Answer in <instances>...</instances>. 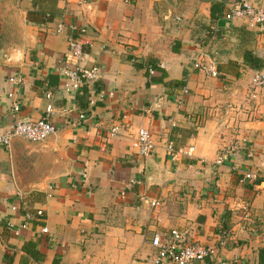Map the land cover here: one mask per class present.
I'll use <instances>...</instances> for the list:
<instances>
[{"label": "crops", "instance_id": "obj_1", "mask_svg": "<svg viewBox=\"0 0 264 264\" xmlns=\"http://www.w3.org/2000/svg\"><path fill=\"white\" fill-rule=\"evenodd\" d=\"M246 1L264 8V0ZM237 3L0 0V132L16 118L40 119L48 101L58 128L41 142L13 136L0 144V264H20L29 239L42 254L32 264H152V237L169 238L172 228L182 233L178 245L214 244L227 264H256L264 246V86L251 89L259 70L243 56L264 59V28L232 17ZM213 4L222 9L216 20ZM70 36L82 37L84 63L101 75L66 92L60 68L76 61ZM199 56L213 58L219 76L195 69ZM151 63L161 70L148 71ZM113 124L120 132L104 141ZM145 126L155 141L148 156L130 142ZM236 137L245 143L215 162ZM167 140L192 145V154L167 153ZM254 169L256 181H241ZM38 209L42 217L16 232Z\"/></svg>", "mask_w": 264, "mask_h": 264}, {"label": "built area", "instance_id": "obj_2", "mask_svg": "<svg viewBox=\"0 0 264 264\" xmlns=\"http://www.w3.org/2000/svg\"><path fill=\"white\" fill-rule=\"evenodd\" d=\"M232 17L243 18L248 26L264 28V8L255 7L250 5L246 0H238L237 5L231 11ZM62 29V25L57 28V31ZM67 54L75 58V62L71 65H64L60 68V73L64 75V81L61 88L66 92H71L80 87L85 82L94 81L100 77V67L97 64L88 66L84 63L86 52L84 50V41L80 36H70L68 38V50ZM193 67L197 70L204 71L213 76H219V70L217 69L216 62L213 58L199 56L197 60L193 62ZM153 68H149L150 72H153ZM15 80L14 77L10 78ZM264 86V71L259 70L255 72L251 81V89L256 91L258 88ZM185 90V89H184ZM186 91V90H185ZM11 95V93H9ZM47 97H51V92L47 93ZM19 104L13 103V108L18 109ZM54 106L51 101L45 106V113L43 117L38 120L16 118L12 128L0 132V144L7 145L13 136H21L31 141L41 142L49 134L53 133L57 126L52 122L50 115L53 113ZM122 128L121 124H113L107 133L103 136L104 141H108L120 132ZM152 129L148 126L139 127L137 131L131 137V146L142 156H148L155 146V141L152 134ZM233 141V140H232ZM228 142L223 145L216 158L215 162L221 163L223 160L235 155L242 142ZM164 150L170 154H187L190 155L193 152V146L187 147L178 146L175 147L173 141L167 140L163 145ZM241 181L254 182L258 179L259 174L257 170L243 171L241 174ZM155 203V201H152ZM244 216L247 217L248 208L242 206ZM43 211L41 209L36 210L35 215L26 214L25 221H23L18 227H15V231L18 232L20 227L27 225V220L36 217H42ZM12 225V222H8ZM46 226L41 227V231L45 232ZM225 235V234H224ZM182 233L180 230L172 228L171 236L169 238L161 240L160 234L156 233L152 237V242L158 246V251L155 254L152 264H161L163 260L170 259L175 264H189L193 261H199L202 264H227L226 260L222 258L217 250V246L214 244H206L199 242H187L178 245L177 242L181 239ZM224 242L221 238L220 244Z\"/></svg>", "mask_w": 264, "mask_h": 264}, {"label": "trees", "instance_id": "obj_3", "mask_svg": "<svg viewBox=\"0 0 264 264\" xmlns=\"http://www.w3.org/2000/svg\"><path fill=\"white\" fill-rule=\"evenodd\" d=\"M213 5L211 6V9H210L211 18H213V20H216L218 19L216 13H218L219 15L222 9L219 4H213ZM243 60L245 64L249 66L250 68L253 67L258 70H262V68L264 67V59L259 57L256 54L246 52L244 53ZM150 66L154 70L155 69L161 70V68L155 63H151ZM150 74H153V73H150ZM151 76H152L151 80L160 81L164 78V72H162V74L159 76H156V75H151ZM81 86H83V84ZM32 221L33 223H36V224L39 222L35 220H32ZM23 251H24V256H22L20 264H32V261L36 262L42 258V254L38 250L37 243L34 239H29L25 241V243L23 244ZM6 258H8L7 254H6ZM256 264H264V246H261L258 248Z\"/></svg>", "mask_w": 264, "mask_h": 264}, {"label": "rangeland", "instance_id": "obj_4", "mask_svg": "<svg viewBox=\"0 0 264 264\" xmlns=\"http://www.w3.org/2000/svg\"><path fill=\"white\" fill-rule=\"evenodd\" d=\"M237 140H238V138L236 137V138H234V139H233V141H232V142H236Z\"/></svg>", "mask_w": 264, "mask_h": 264}, {"label": "water", "instance_id": "obj_5", "mask_svg": "<svg viewBox=\"0 0 264 264\" xmlns=\"http://www.w3.org/2000/svg\"><path fill=\"white\" fill-rule=\"evenodd\" d=\"M264 69V68H263Z\"/></svg>", "mask_w": 264, "mask_h": 264}]
</instances>
